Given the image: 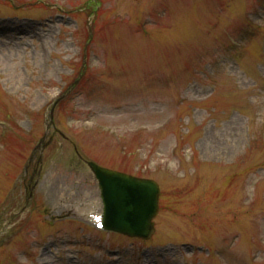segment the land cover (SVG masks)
Segmentation results:
<instances>
[{
  "label": "rangeland",
  "instance_id": "1",
  "mask_svg": "<svg viewBox=\"0 0 264 264\" xmlns=\"http://www.w3.org/2000/svg\"><path fill=\"white\" fill-rule=\"evenodd\" d=\"M76 146L160 184L128 264H264V0H0V264L117 261L59 220Z\"/></svg>",
  "mask_w": 264,
  "mask_h": 264
},
{
  "label": "water",
  "instance_id": "2",
  "mask_svg": "<svg viewBox=\"0 0 264 264\" xmlns=\"http://www.w3.org/2000/svg\"><path fill=\"white\" fill-rule=\"evenodd\" d=\"M111 174L112 172H109ZM138 183V193L142 196L144 203L147 206L148 215L152 217L157 211V186L150 182L144 180H136Z\"/></svg>",
  "mask_w": 264,
  "mask_h": 264
}]
</instances>
